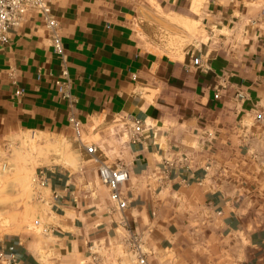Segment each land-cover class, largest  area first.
Here are the masks:
<instances>
[{
  "label": "crops",
  "instance_id": "crops-1",
  "mask_svg": "<svg viewBox=\"0 0 264 264\" xmlns=\"http://www.w3.org/2000/svg\"><path fill=\"white\" fill-rule=\"evenodd\" d=\"M49 4L65 61L27 11L0 45V145L70 138L74 113L96 136L91 153L77 140L78 157L126 166V204L109 200L95 158L50 168L49 231L5 234L0 251L11 264H130L136 235L148 264H264V0ZM182 154L187 164L160 170Z\"/></svg>",
  "mask_w": 264,
  "mask_h": 264
},
{
  "label": "rangeland",
  "instance_id": "rangeland-1",
  "mask_svg": "<svg viewBox=\"0 0 264 264\" xmlns=\"http://www.w3.org/2000/svg\"><path fill=\"white\" fill-rule=\"evenodd\" d=\"M167 36V35H166ZM164 38L166 45L172 40ZM80 139L89 143L96 139L91 132ZM77 138H48L45 134L11 137L0 145V237L5 234L44 236L42 225L48 210L42 186L32 184L37 168L66 167L76 169L78 162L92 163L93 157H78ZM264 177V159L261 164Z\"/></svg>",
  "mask_w": 264,
  "mask_h": 264
},
{
  "label": "built area",
  "instance_id": "built-area-1",
  "mask_svg": "<svg viewBox=\"0 0 264 264\" xmlns=\"http://www.w3.org/2000/svg\"><path fill=\"white\" fill-rule=\"evenodd\" d=\"M35 11L42 19L44 27L48 33L50 46L52 52L58 57L60 65L65 61V53L60 37L59 26L56 19L51 13L49 0H0V45L5 44L8 41V35L10 31L19 26L24 14L29 11ZM61 90V97L66 98L70 103H74L75 99L69 91L68 83L63 82ZM18 93V90L15 91ZM236 96L242 95L238 92ZM213 97H218V92L213 93ZM67 122L72 130V134L83 145L86 152L91 153L93 149L92 143H85L80 139L82 134V123L74 115L69 113L67 116ZM142 129V123L138 119H132L131 122V135L130 141L134 142L138 139V135ZM210 133L206 132L204 143H208ZM97 161V174L99 181L105 185L108 190V198L114 204L116 209L122 210L125 207L126 200L120 194V186L128 178V170L125 165L119 164L111 167L101 161H98L96 157L93 159ZM189 157L187 155L174 156L172 159H163L160 170H166L169 167H175L180 164H187ZM209 164L204 166V170H207ZM45 172L46 169L37 168L32 177V184L35 186H43L45 184ZM44 232L49 231L48 228H43ZM130 245L134 250L133 257L130 264H148L145 251L141 247L140 239L136 235L130 237ZM15 261V255L13 253L4 254L0 251V264H11Z\"/></svg>",
  "mask_w": 264,
  "mask_h": 264
},
{
  "label": "bare ground",
  "instance_id": "bare-ground-1",
  "mask_svg": "<svg viewBox=\"0 0 264 264\" xmlns=\"http://www.w3.org/2000/svg\"><path fill=\"white\" fill-rule=\"evenodd\" d=\"M96 156V155H95Z\"/></svg>",
  "mask_w": 264,
  "mask_h": 264
}]
</instances>
